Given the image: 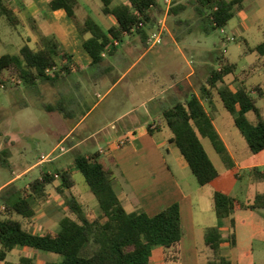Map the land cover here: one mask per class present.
Returning <instances> with one entry per match:
<instances>
[{
  "label": "trees",
  "instance_id": "16d2710c",
  "mask_svg": "<svg viewBox=\"0 0 264 264\" xmlns=\"http://www.w3.org/2000/svg\"><path fill=\"white\" fill-rule=\"evenodd\" d=\"M9 1L0 0V17L10 26L17 27L20 19L11 8ZM244 0H195V11L203 21L205 32L223 27L243 9ZM102 12L112 15L116 25L104 30L91 16L80 21L76 16L78 0H50L53 9L62 8L74 22L84 38L83 47L97 64L102 53L112 54L117 47L114 41L122 42L124 35L138 34L143 42L149 31L158 25L165 8L158 0H125L112 5V0H102ZM185 9L182 3L170 6L168 13L178 14ZM179 20V19H177ZM33 26V25H32ZM89 34L88 37H84ZM38 47L23 44L17 53L0 54V83L3 88L12 86L15 78L31 85L37 81L56 82L70 70L71 57L55 35L38 31ZM249 53L264 55V40ZM221 66L212 69L199 89L184 101H176L164 109L161 119L171 132L169 142L173 143L188 164L192 174L201 186L213 188V209L218 219L229 218L230 226H235L232 214L236 209L264 208V193H259L251 201H243L216 188L220 173L210 159L201 138H208L214 150L228 168L232 160L220 138L210 111L218 110L214 97L234 120L235 126L244 136L251 153L264 150V102L259 106L257 99L264 100L261 84L245 85L251 68L239 79L238 86L225 82V77L234 74L237 64L218 58ZM56 67L53 76L46 74L47 68ZM257 94V97L252 95ZM52 109V108H51ZM50 109V110H51ZM247 113H253L250 120ZM158 125H156V128ZM156 128L148 127L150 133ZM100 154L76 153L75 167L83 175L88 190L94 194L100 208L99 214L91 216L83 203L71 192L76 182L67 168L49 171L41 169L40 176L25 187H17L12 182L0 190V201L4 211L0 213V262L2 264H37L29 255H20L17 262L7 259L8 253L18 247H30L58 254L60 261L45 264H150L155 247L160 246L167 263L180 261V247L184 236L180 206L172 203L154 215L142 209L128 211L123 206L113 186V171L100 159ZM0 164L10 165L9 152L0 150ZM254 175L262 176L254 171ZM53 186L69 212L59 220V229L34 232L28 225L36 215V205L47 199L48 188ZM236 244L231 232L224 238L219 225L206 229L204 243L210 250L207 264H231L222 255L221 245Z\"/></svg>",
  "mask_w": 264,
  "mask_h": 264
},
{
  "label": "rangeland",
  "instance_id": "374dc122",
  "mask_svg": "<svg viewBox=\"0 0 264 264\" xmlns=\"http://www.w3.org/2000/svg\"><path fill=\"white\" fill-rule=\"evenodd\" d=\"M14 1L20 3L21 0H13V5L15 4ZM122 1L125 0H116L115 2ZM178 1L185 5V9L178 14L168 13L166 31L164 33L166 37L169 33L174 36L177 43L175 44L171 41L172 37L169 36L154 48V51H156L159 47L170 44L168 66L177 64L178 68L182 70V74L185 71L187 74L190 72V68H193L195 72L192 76V87L195 92L199 93V89L210 71L221 66V61L218 58H225L237 64L235 73L225 77L226 83L238 86L240 81L232 82L233 77L236 75L241 79L246 75L245 72H248L251 68L245 85L249 87L251 84H261L264 91V55L259 56L256 53L247 51L249 46L253 47L264 40V0H244L242 11L237 12L227 25L210 29L209 32H205L202 28L203 21L195 11V0H172L171 6L177 4ZM79 2H81V8L76 10L79 18L84 14H90L103 29L113 24L114 18L102 12L101 0H79ZM158 3L163 7L166 6L165 0H158ZM15 14L20 18L18 12H15ZM24 16L25 13L23 12L24 26L18 25L16 28L10 26L5 18L0 17V54L17 53L19 47L26 43V32L31 31L29 25L32 26L34 21H29ZM35 21L38 24L40 20L35 18ZM154 28L156 27L152 29ZM226 37H232L233 40L229 41ZM133 45H138V47ZM138 48H141V44L139 35L136 33L132 36H127L120 47L122 50L133 49L134 51ZM125 58L129 60L131 55H126ZM151 59L152 56L149 55L141 60L121 82L120 86L106 97L101 98L103 91H100V89L95 90L93 82H85L80 90L83 97L79 105L74 107V112L71 116H64L63 110L55 105L57 100L55 91L60 92L61 95L64 94L60 86H53L48 81H38L31 85L23 82L19 84L12 83V86L7 88L0 86V150L4 148L8 150L10 162L8 166L0 164V186H2L0 190L11 182L17 187L27 186L30 181L40 176V170L43 168L53 171L64 167L69 170L76 182L71 192L83 203L85 211L90 213L91 216L99 214L98 201L94 194L88 190L83 175L73 163V157L76 153L97 154L100 149H103L106 154L100 153L99 158L113 168L112 160L108 157L111 153L107 145L110 139L105 138V135L109 132H115L112 128L114 126L117 128V135L122 138L120 140H127L125 139L128 134L126 124L131 120L138 121L139 124H145L147 119L145 117H100V115L102 112L110 116L118 114L131 106H137L138 113L143 114L145 108L138 106L140 100L152 94H155L157 99L160 98L158 92L162 86L167 87L169 85L170 79L166 76V68L154 74H144ZM141 74H144L143 77L140 76ZM179 74L180 72L176 75L178 76ZM115 75L116 73H111L109 79H112ZM76 77L70 76L69 81L70 79L76 80ZM129 82L148 83L149 89L143 90L142 94L138 93L140 91H136V96L126 97L120 107L115 106L111 113L107 109L111 103L114 104L115 98L112 97H115L121 86ZM75 90L70 87L67 91L68 96L74 93ZM252 95L257 97L255 92H252ZM98 100L101 102L95 105L89 117H81ZM156 102L155 100L152 104H156ZM263 102V99H257L259 106H263ZM214 103L218 110L210 112L214 118L216 128L228 142L236 157L249 162H264V151L254 154L248 150L246 140L235 126L232 115L223 107L221 108L217 96L214 97ZM49 105L53 106L51 110L47 109ZM247 117L253 120L254 115L253 113H247ZM154 121L158 122L156 119ZM159 121L162 123L161 128L155 132L158 135L157 140L163 141L159 149L162 158H164L161 163L165 164V166L167 165L166 167L172 173L173 178L177 180L184 191L193 194L197 208L208 210L213 203L210 186H200L198 184L186 161L182 158L179 149L168 141L167 138L171 135L169 128L161 117ZM78 122L80 127L70 135L72 136L71 138H75V141H78L77 133L84 132L87 135L92 132L95 133L77 148L66 153H60L58 147L61 143L67 148L69 146L65 142L67 138L61 141L62 137ZM100 128L101 130L97 132ZM201 141L215 167L224 177L227 176V169L220 155L214 150L210 140L201 138ZM53 149L57 150L50 156L52 161L48 160L36 164L42 157L51 153ZM25 169L27 171L17 176ZM114 169L118 171V168L115 167ZM257 169L263 171L264 165L258 166ZM147 173L149 176L151 171L148 170ZM151 178L149 177V180ZM237 185L235 191L232 192L243 198H252L257 192L264 191V179L253 183L248 182L247 184L238 182ZM48 189L51 194L48 193L47 199L40 201L36 205L35 216L40 219L39 223L41 224H36L34 219L31 224L30 222L28 224L34 232L40 233L47 229H59V221L57 222V220L69 212L62 197L56 200L59 195L54 187L51 185ZM127 192L128 194L130 193L129 195H133L129 188H127ZM125 206L128 209L130 208L126 203ZM3 211L0 201V213ZM260 213L264 218V210L237 212L235 215L236 217L238 215V220H236L233 228L229 227L228 224L224 226V220L216 218L224 236H227L230 231L236 234V247L224 248L222 251L223 255L229 257L232 264H264V221L259 217ZM203 234L205 236L203 232L196 234L195 249L192 247L193 241L188 242L189 246L184 242L188 248L190 247L189 252L194 251L196 255L194 253L188 255V252L185 251L183 255L180 253V261L171 263L163 261L157 264H207L210 250L204 243ZM185 245L184 248L186 249ZM159 248L162 249L158 246L154 248V251ZM19 255L32 256L38 264L61 260V256L58 254L30 247L15 248L8 253L7 259L17 262Z\"/></svg>",
  "mask_w": 264,
  "mask_h": 264
},
{
  "label": "crops",
  "instance_id": "0c3cea01",
  "mask_svg": "<svg viewBox=\"0 0 264 264\" xmlns=\"http://www.w3.org/2000/svg\"><path fill=\"white\" fill-rule=\"evenodd\" d=\"M49 1L50 0H21L20 3H18L17 1L16 3L14 1L15 4L13 5V0H11L9 1V4L11 8L14 10V12L19 13L20 23L18 25L24 26V21L22 19L23 12L25 13L24 17H27V20L34 21L32 22L33 27L29 25L31 31L26 32L27 34L25 40L30 47L34 49L38 47V46L36 47V45H39L38 31L48 35L52 34L58 38V40L61 42L66 52L71 57L72 62L69 72L63 74L62 77H60L56 82L54 83L50 82V84L53 86H60L64 93L63 95H61L60 92L55 91V95H57L56 96L57 100L55 105H57L61 110H63L64 116H68V115L71 116L74 112V107L79 105V102L83 97L82 92H80V90L82 89L85 82L87 83L93 82V84H95V87H93L95 90L97 89H100V91L102 90L103 91V95L101 96L102 98L112 94L120 86L121 82L130 74L133 68H135L140 63L141 60H143L145 57L149 55L152 56V59L148 62L147 69L144 72V74L145 73L154 74L155 72L163 71L164 68L167 69L166 76L167 78L170 79L169 85L167 87L162 86L161 90L158 92L159 93L158 96L160 97L159 99L156 98L155 94H152L140 100L138 106L145 108L143 114L138 113L137 106H131L125 111L119 112L118 114H114L111 116L106 115L105 112H102L100 117H145V119H147V122L145 124H139L138 121H132V120L126 124L128 128V134L125 138L127 139L125 143V145L127 144L126 146L125 145L121 147L117 146L119 141H121L120 139L122 138L121 136L117 135L118 133L117 128H115L114 126H112V128L113 130H115V132L114 131L112 133L109 132L107 133V135H105V138L110 139L107 145L109 151H111L110 154L108 153L109 154L108 157L109 159L112 160V164H113V168L111 167V169L113 171L114 189L118 194L120 200L124 202V204L122 202L123 206L126 208L125 206L126 203V205L130 207L129 209L126 208V210L128 211L142 209L147 214L154 215L163 208H165L166 206L172 203H178L180 206L181 222L184 229V236L181 241L180 253H182V255L183 253H185V251L188 252V255L194 253V251L189 252L190 247L188 248L189 246L188 242L190 243V241H193L194 244L192 245V247L195 249L196 234L201 232L205 233V230L208 227L213 225H218L217 224L218 218L215 215L213 209V203L211 204L208 210L198 209L194 202L193 194L184 191L181 188V186L178 184L177 180L173 178L172 173L170 172L168 167H166L167 165L165 166V164L161 163L163 162L164 158H162V154H160L159 149L161 148L163 141L157 140L158 135L155 131H159L161 128L162 123L159 121V119L160 117H162V113L164 109L170 107L176 101H184L191 94H196V95L198 94L197 92L194 91L192 87V76L195 70L193 68H190V72L186 74L185 71L182 74V70L178 68L177 64H174L173 66H168V61L170 60V53H169L170 44L164 45L163 47H159L156 51H154V48L157 45L150 46L147 43V40L146 42H143L139 36L140 44H141L140 49L138 48L136 49V51H134L133 49H125V50L120 49L126 37L132 36L133 34L124 35V40L122 42H118V44L116 45L117 47L116 51H114L112 54L103 52L102 60L97 64H93L91 56L83 47L84 38L78 32L72 19L68 16V14L64 9L51 8L49 5ZM115 1L116 0H112V5L121 3V2L117 3ZM178 3L181 2L178 1ZM79 8H81V2H79L78 0V5L76 7V10ZM76 16L80 21H83L84 18L86 16H90V14H84L81 18H79V16L76 13ZM108 16H112V15L108 14ZM35 18L40 20L38 24L36 23ZM113 20H114L113 24H111L104 30L108 29L113 25H116L115 18ZM154 29L150 31L153 32ZM152 32H150L149 35ZM88 36L89 34H86L84 37L86 38ZM169 36L172 37L171 41H173L176 44L177 41L175 37L172 36L170 33L169 35H167V37ZM167 37L163 34L162 41L163 39L165 40ZM133 46L138 47V45H133ZM126 55L127 56L131 55V58L127 60L125 58ZM113 72L116 73L115 77L109 79L110 74ZM178 72H180V74L177 76L176 74ZM144 74H141L140 76L143 77ZM70 76H77L76 77L77 79L76 80L70 79L69 81ZM70 87L76 90L74 93L68 96L67 91L69 90ZM148 89H149L148 83L140 84L138 82H131V83L129 82L126 85L121 86L119 91H117V93L115 94V97L114 96L112 97L115 98L114 104L111 103L107 110H110V112L112 113V109H114L115 106L120 107V105L123 103L126 97L133 95L136 96L137 95L136 91H140L138 93L142 94L143 90H148ZM155 100L157 101L156 104H152L154 103ZM100 102L101 101L98 100L81 117H89L91 110L95 107V105H97ZM47 107L48 110L53 108L52 105H49ZM155 119L158 120V122L154 121ZM149 120H151V122H149ZM213 123H214V118H213ZM156 125H158L157 128ZM149 126L156 129L152 133H150L148 130ZM214 126L216 128L215 123ZM79 127H80V123L78 122L73 127H71L67 131V133L62 137L61 141H64V139L67 138L65 142H67V144L69 145L68 151L77 148L80 144H82L89 137H91L93 133H95L92 132L90 135H87L84 132L77 133L76 137L78 138V141H75V138H71L72 136L70 135L76 132ZM100 130L101 128L97 130V132ZM217 132L226 147V150L232 160L233 165L232 168L230 169L222 161L227 169L228 175L224 177L223 174L219 172L220 175L216 180V185H215L216 188L222 190L223 192L233 197L239 198L240 200L243 201H251L255 197V195L259 193H264V191L257 192L252 198H243L238 194L233 193L235 191L236 186H238L237 185L238 182L240 183L245 182V184H247L248 182L253 183L256 182L257 180L264 179V170L259 171L257 169L258 166L264 165V162H249L247 160H241L240 158H237L236 155L233 153V150L228 144V142L223 138V136L220 134L218 130ZM132 133L133 135L131 136ZM170 136L167 138L168 140ZM171 144L174 145L173 143ZM98 153L106 154V152L103 149H100ZM258 153H254V154H258ZM38 163H41V161L39 160L36 164ZM115 167L118 168L119 172L115 171L116 170L114 169ZM148 170L151 171L149 176L147 173ZM25 171L27 170L25 169L17 176L22 175ZM254 171L261 173L262 176L254 175L253 174ZM149 177L152 178L149 180ZM1 187L2 186H0V188ZM127 188H129L130 191L133 192V195H129L130 193L128 194ZM210 188H211L210 192L212 199L213 188L211 186ZM48 193L51 194L50 190H48ZM59 198L61 199L60 195L59 197L56 198V200L57 199L59 200ZM247 210H252V211L264 210V208L236 209L231 216L232 218H234L235 223L236 220H238V215L236 217L235 214L239 211H247ZM35 217L33 218L34 222H36V224L37 223L41 224L39 223L40 219ZM259 217L261 218V220L264 221L263 215L261 213ZM59 220L60 219H58L57 222ZM223 220H224L223 223L224 226L228 224L229 227H231L229 218H224ZM230 233L231 231L227 234V236H224L222 232L224 238H227ZM235 240H236V244L233 247L229 244V242H224L221 245V253L224 248L236 247L237 245L236 234H235ZM184 242L188 246H186ZM184 245L186 246V249L184 248ZM156 250L157 251L153 250L152 256L150 258V264L162 263L164 261V254L162 249L159 248ZM223 256L229 259L228 256L226 255ZM0 264L2 263L0 262Z\"/></svg>",
  "mask_w": 264,
  "mask_h": 264
},
{
  "label": "built area",
  "instance_id": "2783aa9c",
  "mask_svg": "<svg viewBox=\"0 0 264 264\" xmlns=\"http://www.w3.org/2000/svg\"><path fill=\"white\" fill-rule=\"evenodd\" d=\"M165 3H166V6H165V10H164V13L162 14V16L160 17L159 21H158V25L156 26L155 30L149 35L148 39H147V43L150 45V46H155L159 43L162 42V37H163V34L164 32L166 31V17L168 15V11H169V8L172 4V0H165ZM222 32H223V29H222ZM227 40H233L232 37H226ZM115 45L118 44V41H114ZM56 71V67H52V68H47L46 69V74L47 75H50V76H53L54 73ZM11 82L13 84H19L21 81L18 80V79H15V78H12L11 79ZM0 86L1 87H4L3 84L0 83ZM126 143V140H121L119 141V143L117 144V146L121 147L123 145H125ZM57 149H53L51 151V153H49L48 155L42 157L40 159L41 162L43 161H48L50 160V156L56 151ZM58 150L60 151V153H66L68 151V148L65 146V145H62V143L60 144V146L58 147ZM103 152V151H102Z\"/></svg>",
  "mask_w": 264,
  "mask_h": 264
}]
</instances>
